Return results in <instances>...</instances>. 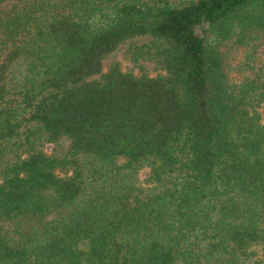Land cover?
Segmentation results:
<instances>
[{
  "label": "trees",
  "instance_id": "obj_1",
  "mask_svg": "<svg viewBox=\"0 0 264 264\" xmlns=\"http://www.w3.org/2000/svg\"><path fill=\"white\" fill-rule=\"evenodd\" d=\"M0 264H264V0H0Z\"/></svg>",
  "mask_w": 264,
  "mask_h": 264
},
{
  "label": "rangeland",
  "instance_id": "obj_2",
  "mask_svg": "<svg viewBox=\"0 0 264 264\" xmlns=\"http://www.w3.org/2000/svg\"><path fill=\"white\" fill-rule=\"evenodd\" d=\"M110 61H117L118 63H120V65L125 71H133L135 74L140 73L142 70H145L151 76H157L158 74H160V70L157 67V65L153 63H144V62H142V64H136L132 62L124 54L123 51L117 53ZM67 147H68V143L67 144L64 143L61 146L47 145L46 147L43 148V150L48 154H52L53 152H65ZM150 177H151L150 169L147 168L143 169L138 176L137 179L138 184L144 188L151 187Z\"/></svg>",
  "mask_w": 264,
  "mask_h": 264
}]
</instances>
